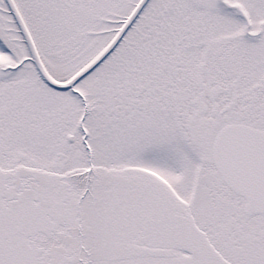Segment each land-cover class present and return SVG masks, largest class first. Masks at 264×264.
<instances>
[{
  "label": "snow or ice",
  "instance_id": "snow-or-ice-1",
  "mask_svg": "<svg viewBox=\"0 0 264 264\" xmlns=\"http://www.w3.org/2000/svg\"><path fill=\"white\" fill-rule=\"evenodd\" d=\"M0 264H264V0H0Z\"/></svg>",
  "mask_w": 264,
  "mask_h": 264
}]
</instances>
